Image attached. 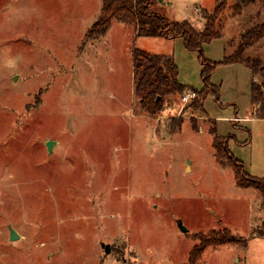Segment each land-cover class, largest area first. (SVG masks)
<instances>
[{
    "label": "rangeland",
    "instance_id": "obj_1",
    "mask_svg": "<svg viewBox=\"0 0 264 264\" xmlns=\"http://www.w3.org/2000/svg\"><path fill=\"white\" fill-rule=\"evenodd\" d=\"M219 1L163 0L159 10L202 30V10ZM100 7L0 0V264H264L255 233L264 231V196L237 186L210 134L214 126L245 173L264 179L253 76L222 64L240 35L264 22V0L238 15L228 8L222 37L203 46L217 63L209 82L218 96L208 94L203 111L188 107L198 95L167 97L154 116L133 93L132 51L172 55L178 82L196 93L204 89L198 56L182 39L137 37L116 21L88 38ZM245 56L264 66V36ZM212 230L235 239L206 244Z\"/></svg>",
    "mask_w": 264,
    "mask_h": 264
},
{
    "label": "trees",
    "instance_id": "obj_2",
    "mask_svg": "<svg viewBox=\"0 0 264 264\" xmlns=\"http://www.w3.org/2000/svg\"><path fill=\"white\" fill-rule=\"evenodd\" d=\"M256 0H220L215 4L212 12L202 10L201 17L204 20L202 30L184 21H173L166 17L159 9L163 1L159 0H101V7L97 19L87 29L86 37L94 38L104 36L113 21L131 26L137 37H161L165 39H182L186 50L195 52L202 66L201 77L204 89L197 92L198 98L192 101L188 107L193 110L203 111V101L210 93L218 96L217 89L212 86L209 79L217 63L203 58V46L212 40L219 39L223 35V15L228 8L233 15L242 12L245 6L253 4ZM264 36V22L245 31L240 35V42L236 49L224 55L222 64H242L248 68L253 76L251 88V105L256 106L255 115L264 119V66L259 58L245 56V51L258 43ZM133 93L138 98L141 108L151 116L159 113L164 105L165 98L179 97L185 91L192 90L178 82V69L172 55H157L138 49L132 51ZM260 78V82L256 81ZM196 92V91H195ZM179 126L183 121L179 120ZM214 125V124H213ZM210 134L213 137L212 145L217 160L229 164L235 172V180L240 188H254L264 196V179L257 180L248 176L240 161L236 160L228 150V138L218 137L215 127ZM212 230L206 244H222L233 242L235 238ZM257 236L264 237L263 230L255 231ZM195 246L190 253L196 254Z\"/></svg>",
    "mask_w": 264,
    "mask_h": 264
},
{
    "label": "water",
    "instance_id": "obj_3",
    "mask_svg": "<svg viewBox=\"0 0 264 264\" xmlns=\"http://www.w3.org/2000/svg\"><path fill=\"white\" fill-rule=\"evenodd\" d=\"M159 1H161V0H159ZM54 143H55L54 141L46 142V148H47L48 153L52 152V147H53ZM179 228H180L181 232H183V233L187 232V229L184 228L180 222H179ZM18 237H19V235L17 234V232L11 226H9V239L13 241V240L18 239ZM105 252L106 253L108 252V245L105 246Z\"/></svg>",
    "mask_w": 264,
    "mask_h": 264
},
{
    "label": "built area",
    "instance_id": "obj_4",
    "mask_svg": "<svg viewBox=\"0 0 264 264\" xmlns=\"http://www.w3.org/2000/svg\"><path fill=\"white\" fill-rule=\"evenodd\" d=\"M196 97H197V93L195 91L187 90L181 95L180 99L184 103H189Z\"/></svg>",
    "mask_w": 264,
    "mask_h": 264
},
{
    "label": "crops",
    "instance_id": "obj_5",
    "mask_svg": "<svg viewBox=\"0 0 264 264\" xmlns=\"http://www.w3.org/2000/svg\"><path fill=\"white\" fill-rule=\"evenodd\" d=\"M161 1H163V0H161ZM202 24H204V20L202 19ZM195 28V27H194ZM202 28H203V25H202ZM237 64H239V63H237ZM234 65V64H233ZM242 65V64H241ZM248 69V68H247ZM249 70V69H248ZM250 71V70H249ZM251 72V71H250ZM252 74V73H251ZM252 111H253V108H252ZM239 120V119H238Z\"/></svg>",
    "mask_w": 264,
    "mask_h": 264
}]
</instances>
